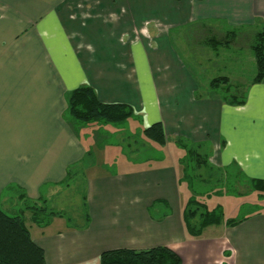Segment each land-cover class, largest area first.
<instances>
[{
	"label": "crops",
	"instance_id": "0c3cea01",
	"mask_svg": "<svg viewBox=\"0 0 264 264\" xmlns=\"http://www.w3.org/2000/svg\"><path fill=\"white\" fill-rule=\"evenodd\" d=\"M262 26L264 0H0V207L11 200L2 193L13 185L17 202L23 194L32 203L48 202L67 168L81 165L94 145L100 160L118 169L87 175L83 227L66 226L62 216L40 226L32 210L21 211L45 264H100L106 250L156 246L174 250L181 264H264V209L235 226L187 233L185 151L173 142L179 136L208 142L211 165L238 164L245 178L264 180V77L238 86L243 103L234 94L232 101L205 95L204 71L196 78L180 51L187 33L205 34L202 42L215 50L212 80H243L245 60L255 64L251 43ZM246 28L254 29L251 36L239 33ZM211 34L223 42L210 43ZM218 48H232L223 51L227 62L215 61L223 57ZM82 84L103 103L129 105L131 130L129 124V131L109 124L75 129L64 118L65 99ZM157 122L165 145L142 140L147 155L125 154L124 132L136 136ZM257 196L264 203V193Z\"/></svg>",
	"mask_w": 264,
	"mask_h": 264
},
{
	"label": "trees",
	"instance_id": "16d2710c",
	"mask_svg": "<svg viewBox=\"0 0 264 264\" xmlns=\"http://www.w3.org/2000/svg\"><path fill=\"white\" fill-rule=\"evenodd\" d=\"M198 1V0H197ZM254 40L251 45L253 55L255 57L256 74L253 82H260L264 77V26L254 34ZM209 42L218 44L223 42L215 36L209 38ZM227 80L226 77H217L212 82L218 80ZM66 115L68 120L75 123L78 127L89 124H119L125 122L133 115L132 108L124 103H103L97 98L95 90L88 84H82L72 89L66 94ZM238 103H243L244 98H234ZM71 118V119H70ZM147 138L165 145L166 136L163 126L160 122L151 124L140 131ZM174 144L185 151V157L180 159L182 169L186 172L187 168L196 166L200 168L206 165L208 160V151L202 152V148L208 146L209 143H196L186 138L178 137ZM89 155L85 156L88 158ZM70 168L69 170H73ZM67 175L71 174L68 173ZM185 175V174H184ZM203 181L202 175L200 176ZM245 187L249 191H258L264 193V180L244 178ZM189 184V183H188ZM190 186V185H189ZM24 209L32 210V221L40 226L49 223V219L53 216H62L59 212L49 209L45 204L30 203L24 198ZM200 203L194 197H189L183 209V222L187 233L190 236L197 237L202 230L212 224L225 223L227 226H235L239 224L245 216L241 218L224 219L221 206H216L215 210L207 211L202 208ZM204 205V204H203ZM83 223L80 227L87 225L89 216L86 213L85 199L83 196ZM203 211L199 212V208ZM156 206L151 207V214L154 213ZM197 212H199L197 214ZM196 218V220H194ZM68 219V218H67ZM69 220V219H68ZM0 264H45L44 252L31 238L28 227L22 214L10 215L0 207ZM100 264H181L180 256L172 249L166 246H156L147 249H126L117 248L103 251L100 254Z\"/></svg>",
	"mask_w": 264,
	"mask_h": 264
},
{
	"label": "rangeland",
	"instance_id": "374dc122",
	"mask_svg": "<svg viewBox=\"0 0 264 264\" xmlns=\"http://www.w3.org/2000/svg\"><path fill=\"white\" fill-rule=\"evenodd\" d=\"M16 12L20 13V11H16ZM257 28L261 29V27L260 28L257 27ZM239 30H241L239 31V33L241 34L246 33L247 36H251L250 33H252L254 29L246 28ZM206 36L207 35L205 34L202 35V37H200L199 35L197 36L196 32L187 33L186 36H183L184 39L182 38V47L180 51H183V49H185L186 52L184 54H181L182 60L189 68V70H191L192 74L195 75V71H196L195 77L199 76L198 75L200 73L199 70L204 71L203 78L205 79V85H204L205 89H203V91L205 95L222 94L224 99L228 101H232L230 96H232L233 94L235 95V98L238 99L244 98L245 92L242 90V88L238 86H242V85L245 86L246 83L254 79L256 74V65L254 64L253 61L249 63L247 59L245 60V75L243 80H240L238 77H235L232 81L231 80L222 81L221 79L212 82L213 81L212 76L215 75L213 67H215L216 65H214L213 63L214 61L210 55L215 54V50H213L208 44L202 42V40H204ZM211 36L212 34L209 35L208 38H210ZM72 39L75 41L74 48L78 49L76 47L78 41L76 42L74 38ZM172 40H174V37ZM246 41L249 42V39H246ZM228 50H232V48L229 49L218 48V51L221 53L220 55L223 54V51H228ZM244 51L245 52L248 51L247 46H245ZM250 53L253 55L252 49ZM222 56H223L222 58H216L215 61H222V63H224L229 60L228 57L224 55ZM251 63H252V67H251ZM223 71L225 70H221L220 72L227 73ZM219 77H225V76H219ZM234 86H237L236 90L232 89L234 88ZM218 87L220 89H218ZM64 118L68 120L66 112ZM130 123H132V121H125L119 124H112V125L116 127L122 126L127 131H129V128L131 130ZM127 124H129V128ZM73 127L76 129V126L74 124ZM79 128L81 129L82 127ZM134 134H136V136H134L133 133L124 132V136L122 138V141L125 144V149L123 151L128 156H129V152L131 155H133L131 153L133 151L135 152L134 153L135 157L137 156L141 158L148 154V151L146 150L144 151V147H143L144 143L142 142V140L145 142H152L153 144L163 146L147 138L145 135H143L145 140L141 138H137V136L141 137L140 131L138 133L135 132ZM182 138H186V137H182ZM105 142L106 140H104L102 143ZM98 146L99 148L101 147L100 144ZM207 150L209 151L212 150L210 144L202 148V152H206ZM99 155H100L99 152H97V146L94 145V148H91V153L89 154V157L88 158L83 157L81 159V165L67 168V170H69L70 168H74V169L68 171V173L71 172L72 173L69 174L67 178H65V182L63 184H60V186H58L59 188L56 191L53 198H51V200L45 203H43L42 201L40 202V204L42 205L45 204L43 206L55 210V212L58 213L60 212L62 214V217H64L67 221L65 222L66 226H78L83 223L82 217L85 210L83 206V194H84V183L88 178L87 175L90 174L91 172H93L94 174H107V173H115L118 171L117 165L115 163L109 164L107 162H103L100 160ZM185 155L186 154L184 152L183 156L185 157ZM210 157L211 155L208 154L207 164L203 165L200 168H196V166L193 167L190 166V168L186 169V172H184L183 170V174H182L183 177L181 179V182L187 181L189 183L190 185L189 192L191 197H194L195 199L200 201V203H203L204 205L203 204L200 205L202 208H206L207 211H213L215 210L216 206L220 205L224 217L228 214L231 215V217L233 218H241L243 216H246L247 214H252L264 209V203L256 202V200L261 199V197L259 196L255 197V194L258 191L257 192L255 190L249 191V189L245 187L244 183L247 181L244 180L245 176L242 173L241 169L238 167V164L237 165L231 164L225 168L216 167L209 163L211 162ZM201 175L202 178L205 179V181L201 179L200 177ZM182 186H181V190L184 191ZM15 190H16V186L13 185L9 188L7 187L2 193V196L7 194L11 198V200L7 202V206H5L4 208V210L10 215H18L21 214V211L22 212L25 211L24 209L25 201L24 202L15 201L14 198ZM28 202L29 205H31L30 203L32 202L31 201ZM236 205L238 206V209L233 210L234 206ZM201 207L199 208V212L203 211ZM199 212H197V214ZM194 220H196V218Z\"/></svg>",
	"mask_w": 264,
	"mask_h": 264
}]
</instances>
